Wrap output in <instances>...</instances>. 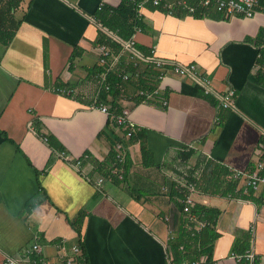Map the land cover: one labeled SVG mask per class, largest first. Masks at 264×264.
I'll return each mask as SVG.
<instances>
[{
  "label": "crops",
  "instance_id": "crops-1",
  "mask_svg": "<svg viewBox=\"0 0 264 264\" xmlns=\"http://www.w3.org/2000/svg\"><path fill=\"white\" fill-rule=\"evenodd\" d=\"M178 1L145 2L142 30L133 32L139 49L195 63L214 92L236 90L235 105L223 107L197 78L173 71L160 81L150 70L152 96L137 100L144 88L134 87L132 76L102 102L130 111L140 127L134 140L89 107L100 84L92 74L103 30L96 14L123 0H23L15 11L14 36L0 43V264L5 255L21 257L36 234L50 264L74 255L76 244L87 264L174 260L181 214L170 186L173 175L191 173L200 185L196 202L220 210L205 264H264V188L245 192L244 176L234 175L255 170L264 156V6L252 17L212 8L196 16L184 7L171 12ZM76 49L81 53L74 56ZM119 52L112 51L110 62ZM131 61L121 54L112 68L132 74ZM55 86L75 92L60 94ZM116 140L126 145L118 182L107 175L116 167ZM232 180L236 187L227 192ZM247 251H255L254 261L237 256Z\"/></svg>",
  "mask_w": 264,
  "mask_h": 264
},
{
  "label": "built area",
  "instance_id": "built-area-1",
  "mask_svg": "<svg viewBox=\"0 0 264 264\" xmlns=\"http://www.w3.org/2000/svg\"><path fill=\"white\" fill-rule=\"evenodd\" d=\"M134 3L135 9V18L136 24L134 28V32L142 30V22H141V14H142V7L144 6L145 2L149 1L154 5H160L162 0H131ZM179 6L184 7L189 12H195L196 6L190 4L185 0H180L176 3ZM197 4L201 5L204 8H212L219 12L224 13L226 16L230 15H242L246 17H252L256 13L262 10L264 6V0H197ZM173 12L172 9H170ZM101 29L105 31L113 40H116L121 44V49L118 54L114 56V60L109 63V59L112 55V50L106 43H98L94 46L93 51L97 55V64L98 65H108L104 70H102L98 76L100 80V84L98 86V95L104 91H110L111 85L107 81V74L111 70V68L117 63L118 57L121 54H129L130 58L135 61L137 64L139 60L148 63L149 66L153 67V69L158 70L159 74L157 75V79L163 81L165 77L173 71L174 73L184 76V77H195L197 81L203 86V89L206 94H217L216 96L220 99V103L225 108H231L235 105L236 100V90L234 88H230L224 93H216L212 89V80L205 75H202L197 68L195 63L190 64H182L175 60H169L164 58L157 53V49L152 47L150 52L146 54L145 52L141 51L137 47V40L136 37L132 34L129 39H122L116 34L109 32L105 27L99 24ZM150 71V70H149ZM124 80H129L134 77H139L141 72H133L132 74L129 73H122L121 74ZM161 87L156 86L154 93L160 91ZM53 90L60 94H67L72 95L74 94L75 90L72 87L66 86H55ZM138 94L145 95L146 97H151L152 94L145 90H139ZM97 95V96H98ZM164 104H167V100H163ZM90 108L99 109L111 117V120L121 129L124 131V136L130 137L132 133L140 128L131 119L129 116V110L127 108L122 109L120 113L112 112L109 105L103 102H99V96L96 97L89 105ZM128 129V130H127ZM127 130V133H125ZM126 145L121 140H116L115 143V150H116V162L122 164L125 161L126 156ZM77 167L81 165V160L78 159L74 163ZM113 172L116 173L119 178H123L124 176V169L122 166H116L113 168ZM235 178H239L244 176V190L245 192L249 191H256L264 188V156L259 159L257 162V168L255 170L249 171H238L235 174ZM172 181L185 187L188 190L185 198L182 199L184 203L183 210L187 212L190 216L189 218L192 220H196V216L191 213V208L195 205L196 199L195 195L199 192L198 188L196 187L194 182H188L182 176H172ZM103 182V178L100 177L96 180L97 185H101ZM166 220H170L168 216H166ZM199 231L201 228L205 227L208 222L205 220H197ZM34 242L27 248L23 250V253L20 256H15L12 254L5 255L2 261V264H50L47 257L43 254V245L41 243V235L36 234L34 237ZM64 241H61L58 246H63ZM183 248V246H181ZM72 251L74 255H62L60 259L62 260V264H84V262H80L76 259L78 255L81 253V247L79 245H74L72 247ZM239 258L246 257L251 262L255 260L256 254L255 251H247L245 255H237ZM60 261V260H59ZM207 261L206 254H200L194 260H187L183 259L181 261H175L172 258L168 257L165 264H205ZM61 262V261H60Z\"/></svg>",
  "mask_w": 264,
  "mask_h": 264
},
{
  "label": "trees",
  "instance_id": "trees-1",
  "mask_svg": "<svg viewBox=\"0 0 264 264\" xmlns=\"http://www.w3.org/2000/svg\"><path fill=\"white\" fill-rule=\"evenodd\" d=\"M22 1L23 0H0V43L7 44L12 40L14 36L13 28L18 24V21L15 18V11L19 8ZM174 7L177 8L182 6L175 4L171 6L170 9L174 11ZM207 9L209 8H204L201 5L196 6V10L195 12H193V14L196 16H201ZM99 10L100 11L96 14V18L103 27L113 32L116 31L115 33L117 34V36L122 39H129L132 36L136 24V18L134 3L131 0H123L120 6L114 8L102 6ZM219 13L224 14L222 12ZM98 43L108 44L114 53H117L121 49V44L116 40H113L110 35H108L103 30H100V38ZM137 47L139 48L138 45ZM143 52L148 54L150 50H143ZM80 53L81 50L76 49L73 55H79ZM110 59L109 63L111 61ZM121 62H123V64L125 65V59H123ZM106 66L108 65H96L95 69L92 71V74L98 75L102 70L106 69ZM126 66L128 70H131V72H135L136 69L143 70V73L139 77H133V81H131L130 79L128 80L132 82V85L134 87L135 83L137 89L144 88V90L151 91L153 88H155L153 81H150L148 77V72L149 70H153V74L158 75V70L155 71L153 67L148 65V63L141 60H139L137 64L135 63V61L132 60L131 63L126 64ZM120 68L121 66L119 65L118 68H111V70L108 72L107 81L110 83L111 89L108 92L103 90L100 93L99 102L104 101V99L106 100L109 95H113V97H115L120 94L121 88L123 87L125 81L121 75L122 70ZM135 97L137 100H144L147 98L145 95L143 96L140 94ZM111 110L115 113H120L122 111V109ZM127 130H125V133H127ZM138 130H140V128L136 129L128 138L134 140L136 138V132ZM115 142L113 141L114 144ZM142 149L143 151L148 152L145 145H142ZM112 155L114 156V160L116 162L115 150ZM184 155L186 158H188L191 155V150L184 152ZM124 164L125 161L122 164L116 163V166H122L125 174ZM184 173L185 172L181 174L184 175ZM223 174H227V171L225 170ZM107 175L117 182L124 179L125 176L124 175L123 178L120 179L119 176L113 172V168H110V170H108ZM185 176L186 178L184 179H186L188 182H194L196 187L200 189L199 181L196 177L193 176L192 173L191 175L189 174V176L185 174ZM236 184V182L233 183V180L228 181V184L226 185V191L233 192L234 188L236 187ZM170 188V194L172 197L176 198V204L178 205V210L181 214L179 219L181 232L179 236H177L178 238L176 237V242L173 244L176 253L174 260L180 261L181 258L185 256H188L190 258L192 257L191 259H196L200 251L202 250L203 252H205L208 261L210 257V254L208 255V250L209 252H211L212 248L210 244L218 236V233H216L214 226L217 222L220 210L218 208L196 202L195 205L191 208V213L196 216V220H192L189 218L190 215L183 210L184 203L182 202V199L185 198L186 194L188 193V190L173 181L171 183ZM197 220H205L208 222V224L198 231ZM180 245L184 246V250H181ZM200 246L202 247V249L199 250L198 248ZM76 259L80 262H84L85 264H87V260L82 248L81 253L78 255V257H76Z\"/></svg>",
  "mask_w": 264,
  "mask_h": 264
},
{
  "label": "rangeland",
  "instance_id": "rangeland-1",
  "mask_svg": "<svg viewBox=\"0 0 264 264\" xmlns=\"http://www.w3.org/2000/svg\"><path fill=\"white\" fill-rule=\"evenodd\" d=\"M135 78H137V77H135Z\"/></svg>",
  "mask_w": 264,
  "mask_h": 264
}]
</instances>
